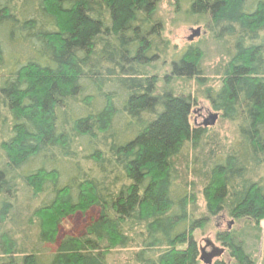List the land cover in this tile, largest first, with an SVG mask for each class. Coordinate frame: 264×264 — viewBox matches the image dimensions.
I'll list each match as a JSON object with an SVG mask.
<instances>
[{
    "label": "trees",
    "instance_id": "obj_1",
    "mask_svg": "<svg viewBox=\"0 0 264 264\" xmlns=\"http://www.w3.org/2000/svg\"><path fill=\"white\" fill-rule=\"evenodd\" d=\"M159 1L0 0V230L20 184L42 198L24 255L0 234V264H110L128 247L133 264H199L193 232L212 217L264 220V0L190 6L233 42L221 86L206 95L239 132L199 175L207 215L198 218L177 158L208 129L191 122V97L157 93L146 73L161 51ZM202 57L190 46L172 75L198 79ZM90 210L82 234L58 237L67 216ZM217 239L237 264H254L232 231Z\"/></svg>",
    "mask_w": 264,
    "mask_h": 264
},
{
    "label": "rangeland",
    "instance_id": "obj_2",
    "mask_svg": "<svg viewBox=\"0 0 264 264\" xmlns=\"http://www.w3.org/2000/svg\"><path fill=\"white\" fill-rule=\"evenodd\" d=\"M191 3L192 0H160L157 3L153 19L155 23L159 22L162 27L160 44L158 40L156 41V45L161 51L157 53V60L146 66V73L148 76H157V93L168 88L176 95L191 97L193 102L191 122L200 126L211 112H218L212 108L206 92L210 88L218 89L221 86L223 68L232 57L234 48L230 38H226L227 36L223 39L218 38L214 32L209 30L203 18L191 13ZM196 28H200V35L194 37L193 40H188L192 33L191 29ZM190 46H198L203 54L199 78L172 75V63ZM207 129L208 132L198 149L186 146L177 158L181 181L184 184L188 183L189 189H193L196 194V204L191 206L196 218L207 215L206 204L202 198L203 181L199 175L204 171V167L210 165L213 156L217 157V155L230 152L239 138L237 124L221 116L213 126H209ZM95 174H98L97 170ZM19 186L18 194L13 201V209L1 226L0 234L6 232L12 235L17 240L20 249L18 252H23L27 251L26 244L32 234L27 223L32 210L36 208L42 198L35 196L23 185ZM94 215H96V211L90 210L86 213L76 212L67 216L66 221H62L59 225L58 237L73 233L82 234ZM231 221L233 223L229 227ZM225 230L232 231L243 243L246 253L250 255L254 264H264V220L256 226L247 223L246 220L233 219L227 211H223L212 217L204 227L193 232L199 250L206 246V240H211L217 247H225L217 239V234ZM49 249L53 250L54 248L50 246ZM207 250L211 249L207 248ZM135 251H137L135 247L116 248L108 255V261L110 264H133L134 262L129 261ZM216 260H223L226 264H237L230 256L227 247L221 257L213 259L214 262ZM199 264L205 263L199 258Z\"/></svg>",
    "mask_w": 264,
    "mask_h": 264
},
{
    "label": "water",
    "instance_id": "obj_3",
    "mask_svg": "<svg viewBox=\"0 0 264 264\" xmlns=\"http://www.w3.org/2000/svg\"><path fill=\"white\" fill-rule=\"evenodd\" d=\"M191 35L188 37V40H193L194 37H197L200 35V28L191 29ZM219 114L218 112H211L208 117L205 119V121L202 123L204 127L213 126L216 123V120L218 119ZM233 221L231 222V224ZM230 224V225H231ZM211 246V251H205V248L202 249V253L200 256V260L203 261L205 264H212L213 259L216 257H220L225 249L223 247H217L214 245V243L211 240H206V246Z\"/></svg>",
    "mask_w": 264,
    "mask_h": 264
}]
</instances>
